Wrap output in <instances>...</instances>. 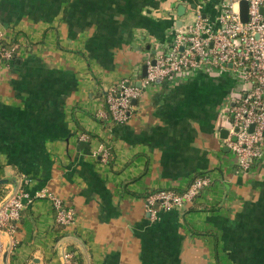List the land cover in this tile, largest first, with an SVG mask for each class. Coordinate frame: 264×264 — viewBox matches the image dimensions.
Listing matches in <instances>:
<instances>
[{"label":"crops","instance_id":"obj_1","mask_svg":"<svg viewBox=\"0 0 264 264\" xmlns=\"http://www.w3.org/2000/svg\"><path fill=\"white\" fill-rule=\"evenodd\" d=\"M219 2L0 0V31L29 49L0 68V179L47 189L74 210L59 226L52 200L34 199L6 264H66L67 252L77 264H264V158L241 170L222 141L227 77L157 81L126 122L106 120V90L121 79L140 85L145 58L195 8L214 17ZM199 175L211 183L189 210L146 211L148 194L181 192Z\"/></svg>","mask_w":264,"mask_h":264},{"label":"built area","instance_id":"obj_2","mask_svg":"<svg viewBox=\"0 0 264 264\" xmlns=\"http://www.w3.org/2000/svg\"><path fill=\"white\" fill-rule=\"evenodd\" d=\"M240 1L248 4L245 22L240 17ZM194 15L192 22L173 32L168 46L156 50L152 58H145L146 76L140 79L139 86L121 79L106 90L104 102L111 121L122 124L133 113L132 101L157 81L172 77L184 79L196 73L225 76L231 83V90L227 134L222 141L235 156L239 169L248 171L264 158V0H220L214 17L205 15L202 7L195 8ZM5 37L4 33L0 34V39ZM16 47L0 48V67L3 58L11 59ZM96 154L105 162L109 152L100 146ZM210 183V177L199 175L181 192L157 190L147 195L145 209L152 217L158 209H180ZM24 187L25 181L0 206V231L9 237L10 250L15 244L16 221L34 199L47 197L52 200L57 223L70 225L74 222V210L60 198L44 188L30 194ZM5 246L6 241L0 234V264ZM64 259L66 264H77L71 252L65 253Z\"/></svg>","mask_w":264,"mask_h":264},{"label":"trees","instance_id":"obj_3","mask_svg":"<svg viewBox=\"0 0 264 264\" xmlns=\"http://www.w3.org/2000/svg\"><path fill=\"white\" fill-rule=\"evenodd\" d=\"M14 45H17V47L12 51V57H11V59H4L3 58V64H2V66H8V65H10V64H15V63H17L18 62V60H20V58H21V52L22 51H28L29 49H28V43H27V41H24L23 42V40H20V39H18L17 38V36H13V37H10V36H8V37H5V38H3V39H0V48H2V49H7V50H9V49H11ZM19 63V62H18ZM105 110H106V112H107V114H108V116H107V118H106V120H108V119H111V115H110V112H109V109H108V107H107V105L105 104ZM113 124L114 125H117V124H119V123H115V122H113ZM113 124H109V125H113ZM123 124V123H122ZM122 124H119V125H122ZM100 158V157H99ZM112 160H113V155L111 154V152L109 151V155H108V157H107V160L105 161V162H107L108 164H111L112 163ZM5 191H3L2 189H1V186H0V201H1V199L5 196ZM195 200V199H194ZM194 200L192 201V202H190L189 204H187V210H189L190 209V206L193 204V202H194ZM21 213H22V211H21ZM21 213H20V216H21ZM20 218V217H19ZM19 218H18V220L17 221H19ZM17 221H16V223H17ZM59 226H65V225H61V224H59V223H57Z\"/></svg>","mask_w":264,"mask_h":264},{"label":"water","instance_id":"obj_4","mask_svg":"<svg viewBox=\"0 0 264 264\" xmlns=\"http://www.w3.org/2000/svg\"><path fill=\"white\" fill-rule=\"evenodd\" d=\"M247 7L248 4L246 1H240L239 3V11H240V17L242 21H246L248 18L247 14ZM182 9L184 10L185 8L182 6ZM182 14V13H181ZM142 77L146 76V64H143L142 66ZM139 85V83L137 84ZM136 100L134 99L132 102L134 103ZM227 134L226 129L221 130V136L225 137ZM0 184H10V192L0 201V206L14 193V191L17 188V181L15 179H9V178H1L0 179ZM0 234L5 238L6 241V246L2 254V264H6L7 256L10 251V240L7 234L4 231H0ZM63 258V257H62ZM36 263H39V260H34Z\"/></svg>","mask_w":264,"mask_h":264},{"label":"rangeland","instance_id":"obj_5","mask_svg":"<svg viewBox=\"0 0 264 264\" xmlns=\"http://www.w3.org/2000/svg\"><path fill=\"white\" fill-rule=\"evenodd\" d=\"M4 33V31H0V34H3ZM11 37V36H10ZM13 37V36H12ZM17 37H21V35H17ZM4 66H1L0 68H3ZM83 85H84V83H82ZM85 86V85H84ZM149 87V86H148ZM262 152H263V156H264V146L262 147ZM230 156L232 157L233 155H232V153L230 154ZM6 194H8V192L6 193ZM5 194V195H6Z\"/></svg>","mask_w":264,"mask_h":264}]
</instances>
